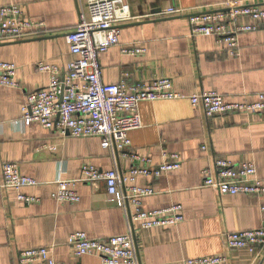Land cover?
Instances as JSON below:
<instances>
[{
	"label": "crops",
	"instance_id": "crops-1",
	"mask_svg": "<svg viewBox=\"0 0 264 264\" xmlns=\"http://www.w3.org/2000/svg\"><path fill=\"white\" fill-rule=\"evenodd\" d=\"M224 1L127 0L132 19L118 25L119 44L99 58L102 80L133 84L167 76L174 90L184 94L215 90L226 101H253L264 91V22L239 34L232 56L212 36L190 33L189 13L214 10ZM240 1L264 5V0ZM5 3L19 4L29 18L42 23V31L0 42V62L16 65L18 82L16 87L0 85V169L3 162H13L22 174L38 180L24 192L40 200L25 203L11 190L0 189V264H19L20 250L38 246L50 247L64 264H100L94 254L75 256L68 236L74 231L91 238L125 233L129 221L124 209L109 199L103 181H78V202L56 201L51 197L55 181L79 178L87 162L125 175L141 161L103 148L99 137L61 134L38 122L24 125L20 119L26 94L48 81L36 63L62 70L73 59L64 36L76 24L84 0H0V5ZM169 6L183 13L164 14ZM131 45L143 47V53L120 51ZM138 113L141 127L128 132L130 149L148 155L153 164L169 152L181 159L180 168L158 178H136V185L153 189L142 198L143 208L180 203L183 212L181 222L167 227L142 229L133 223L138 264H183L189 257L214 254L225 256L223 264H264V251L228 250L224 240L226 232L261 226L264 194L221 195L203 184L201 173L207 168L215 176L218 157L249 161L264 183V112L207 117L187 99H159L139 102Z\"/></svg>",
	"mask_w": 264,
	"mask_h": 264
},
{
	"label": "built area",
	"instance_id": "built-area-1",
	"mask_svg": "<svg viewBox=\"0 0 264 264\" xmlns=\"http://www.w3.org/2000/svg\"><path fill=\"white\" fill-rule=\"evenodd\" d=\"M83 9L74 26L64 38L74 56L62 70L44 61L36 63V69L48 75L47 84L25 96L21 107L24 125L38 122L47 129L75 137L96 136L103 148L119 152L130 160L138 159L141 166L133 165L127 174H119L116 168L101 170L92 163H83L80 177L55 181L56 189L51 197L59 202H78V181H103L109 199L124 209L129 221L127 232L104 238H91L84 231H74L68 236L72 252L79 257L94 254L100 264H138L134 242L133 223L142 229L167 227L183 219L180 203L145 209L142 198L153 193L151 186H138L139 176L158 178L181 166L176 152L164 153L162 162L153 164L147 155L130 149L128 132L141 127L138 104L145 100L187 99L194 107H201L207 117L236 113L264 112V91L253 101H226L215 90L184 94L174 90L167 76L155 77L147 82L127 84L104 82L101 78L99 58L111 46L119 44V27L132 19L127 0H84ZM164 14H182L181 8L169 6ZM242 18L249 22L242 23ZM192 35L212 36L216 44L229 55L238 49V36L257 29L264 22V5L244 3L240 0H225L214 10L191 12L187 15ZM42 23L29 18L21 6L15 3L0 5V42L24 38L30 33L39 34ZM123 54L143 53L140 46H121ZM0 85L16 87V65L0 62ZM202 149L206 145L201 146ZM216 175L209 169L202 170L203 184L218 194H264V183L256 175L252 162L234 163L218 157L213 162ZM39 181L22 174L13 162H3L0 169V189L11 190L16 198L25 203H37V195L24 192L28 186H37ZM261 226L255 229L229 231L225 233L228 250L245 249L250 252L264 251V205L260 206ZM19 264H64L54 258L47 246L25 248L18 253ZM223 254L189 257L183 264H223Z\"/></svg>",
	"mask_w": 264,
	"mask_h": 264
}]
</instances>
